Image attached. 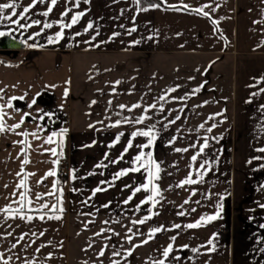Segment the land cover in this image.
Wrapping results in <instances>:
<instances>
[{
    "label": "crops",
    "instance_id": "1",
    "mask_svg": "<svg viewBox=\"0 0 264 264\" xmlns=\"http://www.w3.org/2000/svg\"><path fill=\"white\" fill-rule=\"evenodd\" d=\"M11 2L0 0V4ZM15 3L16 15L11 9L0 14L11 16V20H0V31L24 43L13 58L0 54V105L6 113V130L0 133V209L18 200L22 191L17 189L22 178L17 173L24 159L21 148L26 146L16 142L25 139L18 133L28 132L30 163L23 168L35 173L28 178L33 208L56 203L55 195L41 200L36 195L54 191L57 175L37 181L60 168L63 181L57 184L63 189L64 211L25 209L34 217L32 221L0 212V253L5 259L11 257L9 264L26 260L31 264H112L113 259L119 264H155L161 259L165 264H264V152L258 151L264 148V0L153 3L159 7L136 0H80L78 7L75 0H57L55 6L51 0H37L23 17L19 13L33 0ZM50 6L52 11L43 15ZM200 7L209 16L191 10ZM68 9V15H62ZM77 12L84 13L79 22L61 29L58 22L70 23ZM15 20L19 24L12 23ZM89 23L93 27L85 32ZM20 24L32 26L21 28ZM44 24L52 27L44 28ZM60 31L63 37L49 43ZM171 88L176 91L169 92ZM197 88L200 91L193 94ZM121 104L127 109L134 104L141 107L128 111L120 109ZM151 104L157 107L149 109L145 124L109 127L117 119L144 114ZM22 117L21 127L10 130ZM149 124H155L157 135L150 150L162 162L156 183L163 199L152 209L158 215L149 212L151 204L136 210L148 195L143 191L124 203L132 187L146 182V173H129L113 181L115 173L132 167L130 161L139 149L133 147L123 160L111 163L120 157L131 132ZM213 124L216 127L209 133ZM63 129L68 130L63 155L55 157L45 150L56 148L59 153L56 141L60 137H53V144L45 140ZM33 132L40 138H33ZM120 132L124 136L110 147ZM205 137L208 147L192 161ZM133 143H146V138L137 137ZM176 148L188 151L176 152ZM57 158L60 163L54 165ZM205 161L208 164L200 169ZM100 163L107 167H96ZM197 170L203 174L200 183L177 187L190 172L199 179ZM98 186L107 190L93 196ZM44 213L62 218L40 220ZM217 213L215 220H201ZM146 215L152 219L145 224L131 223ZM197 221L200 227H186ZM175 224L181 227L174 228ZM156 227L163 230L142 244ZM127 235H132L131 243ZM169 244L173 251L165 258L163 250ZM101 248L105 249L102 257L98 256ZM128 250L132 254L125 256ZM113 251L121 255L113 257Z\"/></svg>",
    "mask_w": 264,
    "mask_h": 264
},
{
    "label": "snow or ice",
    "instance_id": "2",
    "mask_svg": "<svg viewBox=\"0 0 264 264\" xmlns=\"http://www.w3.org/2000/svg\"><path fill=\"white\" fill-rule=\"evenodd\" d=\"M36 2H37V0H33V3L27 7H24L23 11L20 12L19 15L21 17H23L24 14L29 11V8L33 7ZM79 3H80V0H75V6L78 7ZM136 3H139V0H136ZM56 4H57V0H51L52 6H55ZM16 7H17V5L15 3V0H13V2H11V3L0 4V14L4 13L5 9H11L12 15H16L17 14L15 11ZM151 7H159V5L153 4V5H151ZM172 7H175V6H172ZM188 7L189 6L186 4L183 5V8H185V9H187ZM204 7H208V5H205ZM204 7L195 8V9H191V10L207 17V16H209V13L204 11ZM141 10L147 11L148 9L145 8V9H141ZM51 11H52V7L50 6L47 9V11L43 13V15L47 16ZM69 11H71V9L66 10L64 13H62V15L67 16ZM83 15H84L83 12H77L71 17L70 23L64 24L63 21H59L58 23H60L61 29L71 28L73 25H75L79 22L80 18ZM2 19L11 20V16L0 15V20H2ZM12 23L19 24V20L12 21ZM33 23L39 24L40 21H33ZM213 23H218V21L214 20ZM19 26L21 28H23V27H31L32 25L26 26V25L20 24ZM51 27H52V24H44V28H51ZM92 27H93V25L91 23H89L87 25V27L84 29V31L87 32ZM131 31H135V28L131 29ZM80 34L81 33H76V35H80ZM6 35H10V33L5 32V31H0V36H6ZM36 35H39V33H37ZM116 35H118V34H116ZM62 37H63V31L57 32L56 36H55V40H53L50 37L49 43H55L56 41L60 40ZM139 42L140 41H134L133 43L138 44ZM29 47H34V45H29ZM261 79H264V77H262ZM115 83L120 84L121 81H116ZM201 87H203V85H201ZM168 91L169 92H175L176 88H171ZM199 91H200V88L194 89L193 94H195ZM261 91H264V89H261ZM0 92H3V89H0ZM67 95H68V90L66 89L65 90V96H67ZM253 95H256V93H253ZM165 98H166L165 96L159 97L160 100H165ZM11 99L14 100V99H16V97H12ZM21 99H22V97H21ZM179 99H184V97H180ZM33 103H35V100H33ZM92 103L95 104L96 101H93ZM109 103H111V101ZM205 103H207V101H205ZM7 106L9 108L12 107L11 100L8 101ZM140 107H141L140 104H134L131 106V109H127L126 105H123V104L119 105L120 109H127L128 111H131L132 109H136V108H140ZM156 107H157L156 104H151L144 109V114H142L138 117H133V118L123 117L122 119H117L114 123L109 125V127H119L122 124H135V125L145 124V122L150 119V117L147 115V112L149 111V109H155ZM160 111H163V105L160 106ZM5 114L6 113L4 112V105H0V133L5 132V130H6V125L4 122ZM216 115H220V114L217 113ZM176 119L178 120V119H180V117L177 116ZM209 119H213V117L210 116ZM23 122H24V120L22 117L19 123H16V124L11 126L10 130L15 131V129L20 128L21 124H23ZM169 123H175V121L174 120L169 121ZM166 126L167 125H165V127ZM89 127H93V125H89ZM214 127H216L215 124H213L212 127H209L207 129V131L210 133L212 131V128H214ZM155 128H156L155 124H149L146 126V128H143V129L137 128L135 131L131 132L130 138H129L126 146L124 147L123 152L121 153L120 157L115 161H111V163H118L119 161L124 159V154L128 153V151L130 149H132L133 147H136L139 149L138 153L130 161V163L132 164V167L121 169L120 171L115 173V175L113 176V181L120 179L121 177H125V176L129 175V173H139L141 171L146 173V177H145L146 182L142 183L138 186L132 187L131 195H129L127 197V199L124 201V203L128 204L130 201L133 200V198L136 196V194L140 193L141 191L148 193V195L145 197V199L141 200L140 203L136 205V210H140L142 205L151 204V208H149V212L152 213V215H158L159 214V213L152 212V209L155 208L157 204H159L160 200L163 199L161 188L159 187L158 183H156L161 178L160 174L162 171V168H161L162 162H158L156 159H154L153 152L150 150L152 148V146L154 145V142L157 139L156 131H154ZM200 128H204V124H201ZM67 131H68L67 129H63L60 133L53 132L45 140V143L53 144L54 143L53 137L59 136L60 139L58 141H56L59 144L60 149H61L59 153L57 152L56 148L46 149L45 151H50L51 154L55 157L62 156L63 155V151H62L63 136L67 133ZM262 131H264V129H262ZM18 135L23 136L25 139L17 141L16 143H19L21 145L26 146V147L21 148V152L24 154V159L21 162V172L17 173L18 177H22L19 180V183L17 184V189H21L22 191H19V193H18V195H19L18 200L13 201L9 205L5 206L3 209H0V212L6 213L7 216L10 218L19 217L20 219H26L27 221H32L34 219V217L32 215L27 214L25 209H27L28 212H31V211L42 212V210L48 209L49 211H51L53 213H55V212L62 213L64 211V209L62 207L63 189L58 187V184L55 181L53 183V190L54 191L46 193V194L38 193L36 195V199L41 200V199H43L44 195H48V196L55 195L56 196V203L52 204L51 206H49V204H47V203H42L37 208H33V201L29 196V192L31 191V189L28 187V178L30 176L35 175V173L24 172V168H23L24 165H27L30 163V160H29L28 155H27V149L31 147V144L27 140L29 133L28 132H20V133H18ZM31 135L35 139L40 138L37 135V133H35V132L31 133ZM122 136H124L123 132L118 133L116 135L114 141L110 145V147H113V146H115V144L119 143ZM137 137L146 138V143L134 145L133 141ZM173 142L174 141H169L170 144ZM191 147H196V145H192ZM207 147H208V138L205 137L204 143L199 147V151L191 157V160L196 161L198 156L201 155L204 152L205 148H207ZM145 149H149V150L145 151ZM175 151L176 152H187L188 148H176ZM258 151L264 152V148L258 149ZM106 156H107V154H106ZM52 163L54 165H59V163H60L59 158L54 159L52 161ZM207 164H208V161H205L203 164L200 165V169H204L205 165H207ZM96 167H107V165L100 163ZM93 174L94 173H89V175H93ZM195 174L200 178L199 179H193L192 178L193 173L190 172L189 175L187 177H185V179L180 181V183H179V185H177V187H183L184 185H192V184L200 183L202 181V178H203L202 172L197 170V172ZM56 175H57V172H56L55 168L52 170H49L45 174V177H42L40 181H37V183H43L44 179H46L48 176L55 177ZM72 179L73 180L76 179L75 174H73ZM104 183H109V186H112L110 182L101 181V184H104ZM125 187L128 188L130 186L125 185ZM73 190L75 191V189H73ZM106 190L107 189L98 186L97 188H95L93 190L92 194H93V196H95L96 193L106 191ZM13 195H16V193H13ZM187 202L188 201H185V203H187ZM13 204H16L18 206L13 207ZM102 207H108V205H103ZM193 211H194V209H193ZM152 215H146L139 220H133L131 223L143 225L146 223V221L152 219ZM179 215H184V213L181 212V213H179ZM218 215H219V213H217L216 215L208 216L206 218L201 217V220H203L207 223V222H210L212 220L217 219ZM46 216H47V213H44V214L39 215L38 218L40 220H44L46 218ZM47 218L60 220L62 217H61V215H51V216H47ZM105 223H107V221H105ZM200 226H201V221H197L196 223H190V224L186 225L187 228H197ZM173 227L179 229L181 227V225L175 224V225H173ZM162 230L163 229L161 227L152 228L150 230L148 238L143 240L142 244H147L149 240L154 238L156 233H158ZM104 231L105 230L102 229L101 233ZM128 231L131 233L132 229L129 228ZM101 233H96V235L99 236V235H101ZM113 234L119 235L118 233H113ZM40 235H43V233H40ZM125 238L129 243H131V241L133 239L132 235H127ZM20 239H23V236H21ZM171 239L174 241L176 239V237H172ZM209 244H211V240L209 241ZM139 246L140 245H134V247H139ZM12 247L15 248L16 245L13 244ZM184 247H187V246L185 245ZM210 250H214V249H210ZM37 251H39V249ZM172 251H173L172 244H169L163 250V256L165 258H167ZM193 251H197V250L193 249ZM131 254H132V250H128V251L124 252L125 256H130ZM104 255H105V249L101 248V250L98 253V256L102 257ZM112 255H113V257H117V256H120L121 253L119 251H113ZM49 256H51V254H49ZM10 260H11V257H8L7 259H5L3 254L0 253V262H2V264H9ZM25 264H31V262L26 260ZM112 264H119V261L113 259ZM155 264H165V260L161 259L159 261H156Z\"/></svg>",
    "mask_w": 264,
    "mask_h": 264
},
{
    "label": "water",
    "instance_id": "3",
    "mask_svg": "<svg viewBox=\"0 0 264 264\" xmlns=\"http://www.w3.org/2000/svg\"><path fill=\"white\" fill-rule=\"evenodd\" d=\"M24 43L9 36H0V54L15 56Z\"/></svg>",
    "mask_w": 264,
    "mask_h": 264
},
{
    "label": "trees",
    "instance_id": "4",
    "mask_svg": "<svg viewBox=\"0 0 264 264\" xmlns=\"http://www.w3.org/2000/svg\"><path fill=\"white\" fill-rule=\"evenodd\" d=\"M158 0H139L140 5H147V4H153L157 2ZM9 58H13L10 55H7ZM63 181V173L61 172L60 168L58 169L57 172V183H61Z\"/></svg>",
    "mask_w": 264,
    "mask_h": 264
},
{
    "label": "built area",
    "instance_id": "5",
    "mask_svg": "<svg viewBox=\"0 0 264 264\" xmlns=\"http://www.w3.org/2000/svg\"><path fill=\"white\" fill-rule=\"evenodd\" d=\"M65 169V166H62V170H64Z\"/></svg>",
    "mask_w": 264,
    "mask_h": 264
}]
</instances>
